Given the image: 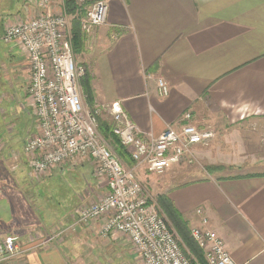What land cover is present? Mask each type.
<instances>
[{
    "label": "crops",
    "instance_id": "obj_1",
    "mask_svg": "<svg viewBox=\"0 0 264 264\" xmlns=\"http://www.w3.org/2000/svg\"><path fill=\"white\" fill-rule=\"evenodd\" d=\"M39 1L26 0L23 17L18 20L35 17ZM47 1L50 12H60L64 6V0ZM105 1V23L89 33L82 32V48L74 55V62L85 68L88 77L92 105L81 89L84 103L91 107L120 102L145 139L158 136L169 126L179 130L189 122L211 130L214 138L207 145L194 146L191 156H186L188 161L206 160V166L240 165L232 160L226 164L223 149L225 141L255 134L256 128L249 126L264 122V0ZM11 18L15 19L11 15L3 19L1 36L5 26L13 22ZM15 49L21 59L13 54ZM4 60L8 67L3 71L0 67V83L11 81L9 72L20 71L27 87L30 72L21 50L15 44L0 46V61ZM159 79L168 86L165 97L156 94ZM185 113H190L191 119L182 122ZM101 118L111 123L107 112L103 111ZM255 146L256 141L248 148ZM253 153L242 156L247 160L255 156ZM226 155L237 160L238 155L231 150ZM259 165L254 174L192 177L177 185H171L174 178L170 172L179 168L178 163L171 165L165 182L158 183V175L147 174L141 167L134 169L135 165L128 168L134 169L144 188L151 187V182L166 188L154 186L157 195L167 197L189 231H214L235 264H264V164ZM19 166L16 164L15 169ZM64 171L82 176L84 204L106 194L107 187L94 177L90 161L56 168L50 176ZM24 184L18 182L16 188L34 185ZM27 193L30 204L39 202L38 193ZM39 210L34 204L24 208L22 219L26 212L35 215L28 220L25 233L9 232L0 225V239L12 236L21 244L23 253L14 264H86L76 260L82 245L99 264L137 261L127 238L118 234L107 239L98 236L102 219L60 234L48 248L37 247L41 240L72 222V218L66 221L58 217L44 221L38 216Z\"/></svg>",
    "mask_w": 264,
    "mask_h": 264
},
{
    "label": "built area",
    "instance_id": "obj_2",
    "mask_svg": "<svg viewBox=\"0 0 264 264\" xmlns=\"http://www.w3.org/2000/svg\"><path fill=\"white\" fill-rule=\"evenodd\" d=\"M37 7L35 17L8 23L0 37L1 43L15 44L29 66L25 99L35 117V133L23 144L29 174L38 179L56 168L90 161L94 177L107 187L105 195L75 210L69 226L59 228L37 247L48 248L60 234L102 219L98 236L107 239L118 234L127 238L137 256L134 264H191L177 234L150 205L149 194L136 179L134 169L141 167L161 175L173 163L191 156L194 146L211 142L215 133L189 122L179 130L169 126L158 136L145 139L120 102L87 106L80 87L86 71L74 62L65 7L60 12H50L47 0H40ZM107 10L105 0H96L81 20V32L89 33L103 25ZM156 94H168V86L161 79L156 82ZM103 111L109 114L112 134L128 151L134 169L122 164L99 133L98 119ZM190 119V113H185L182 122ZM202 223L206 224V220ZM190 236L207 264H235L214 231L193 228ZM21 253L16 237L0 239V264H14Z\"/></svg>",
    "mask_w": 264,
    "mask_h": 264
},
{
    "label": "rangeland",
    "instance_id": "obj_3",
    "mask_svg": "<svg viewBox=\"0 0 264 264\" xmlns=\"http://www.w3.org/2000/svg\"><path fill=\"white\" fill-rule=\"evenodd\" d=\"M25 1L26 0H0V36L2 33V21L4 18H8L11 15L15 18H11V21H17L20 17H23L22 8ZM95 1L96 0H76L77 5L79 8L81 7L83 11V14H86ZM65 15H67L66 12ZM67 17L70 26L71 17L68 15ZM0 46L3 48L5 47V44L0 42ZM12 52L18 59H21L18 50L15 49L12 50ZM0 67L3 71L4 68L8 67V62L6 60L0 61ZM9 76L11 81H1L0 83V225L3 226V229H7L9 232L23 231V233H25V227L29 225L28 220L35 215L26 212L24 219H22V214L24 213V208L27 205L31 206L32 204L40 209L38 216L42 217L44 221L47 220L51 222L53 218L58 217L61 220L68 219L66 221H70L72 218L73 222L75 210L85 203V182L80 174L69 173L67 171L54 173L51 176L50 172L42 175L38 179L33 178L32 175L29 174L28 167H26L27 159L23 154V144L33 135V133H35V117L31 109L27 107L25 99V75L21 74L20 71H11L9 72ZM249 127L256 128V133L252 135L248 133L247 136H245L241 131L240 134L244 135V137L240 136L241 140L238 136L236 137V140H233V138L231 141H225L226 147L223 149V160L226 164H229L228 160H232L240 165L206 166V160L202 161L197 159L195 161H188L189 159L184 157L186 158L185 161L180 160L183 162H178L179 168H174L170 172V177L174 178L171 185H177L180 182L191 179L192 177L202 178L207 177L208 175L223 177L258 173V168H260L259 164H264V122L260 125H250ZM255 141L256 149L250 150L248 147ZM107 143L113 148L110 141H107ZM230 150L238 155L237 160H233L226 155ZM251 151L254 152L252 155L255 156H251L246 160L242 154H244V152L248 154ZM10 152H12L11 158L9 156ZM243 160H246L243 162L245 165H241L243 164ZM16 164H20L18 169H15ZM122 164L125 166L124 163ZM170 167L163 174L158 175L160 178L157 183L159 181L165 182V174L170 171ZM214 168H218V170L214 172ZM147 174L150 173L147 172ZM47 176L50 177L44 179ZM136 179L143 187L145 186L139 178L136 177ZM18 182L21 183V186L25 185L24 183H33L34 185H30L32 186L30 189H27L26 186L25 189L21 187L18 190L16 188ZM157 183L154 184L151 182L152 186H148V189H144H146L149 194L150 205H154L160 213L157 199L160 195H157L158 191L154 189V186L163 190H166V188L161 187ZM30 191L39 194V202L34 201V203H29L31 198L27 192ZM50 235H52V233ZM57 240V238H54L55 242ZM77 250L78 253L76 255V260H78L79 263H82V260H84L86 264H99L96 259H94L95 255L85 248L84 245Z\"/></svg>",
    "mask_w": 264,
    "mask_h": 264
},
{
    "label": "trees",
    "instance_id": "obj_4",
    "mask_svg": "<svg viewBox=\"0 0 264 264\" xmlns=\"http://www.w3.org/2000/svg\"><path fill=\"white\" fill-rule=\"evenodd\" d=\"M64 7L66 14L71 17L70 35L72 53L74 56L82 48L83 33L81 32L80 23L85 13L83 14L81 7L79 8L76 0H64ZM88 85V77L85 73V75L81 79L80 87L85 96L86 102H88L89 105H92L91 93ZM98 131L104 139L110 141L113 150L115 151L116 155L120 158L122 163H124L127 167H132L134 165V162L131 160V157L126 148L121 146L117 137L112 134L111 123L107 122L102 118H99ZM157 199L160 208V213L165 217L168 226L179 237L182 249L186 253L191 264H207L202 254V251L192 240L190 236V231L188 230L186 223L177 213V211L172 206L167 197L160 195L157 197Z\"/></svg>",
    "mask_w": 264,
    "mask_h": 264
}]
</instances>
